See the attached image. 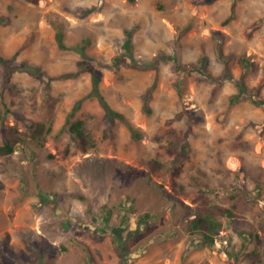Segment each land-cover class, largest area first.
<instances>
[{"label": "rangeland", "instance_id": "obj_1", "mask_svg": "<svg viewBox=\"0 0 264 264\" xmlns=\"http://www.w3.org/2000/svg\"><path fill=\"white\" fill-rule=\"evenodd\" d=\"M231 4L0 0V15L8 19L0 24V54L17 52V61L43 70L40 75L14 72L12 89L0 80V144L1 128L20 131L13 151L0 153V264L39 259L41 264H91L83 245L97 264H120L109 232L116 226L123 227L131 264H251L252 250L262 253L256 262L264 264V110L246 96L229 100L239 78L250 94L264 99V0H237L232 19L225 22ZM90 6H95L92 12L79 14L80 7ZM56 26L67 46L89 40L85 51L102 73L101 93L141 132L140 138L134 139L121 121L108 123L95 97L85 98L58 133L74 102L90 91L91 78L80 71L48 81L77 72L80 59L75 50L58 47ZM132 27L137 58L163 52L196 66L205 57V71L216 76L225 65L232 79L215 83L191 72L183 76L178 94L174 60L161 62L157 70L111 65L124 50V29ZM219 43L225 62L218 56ZM155 78L147 113L141 94ZM23 117L50 130L36 133ZM75 121L82 122L83 138H74L69 129ZM183 131L189 149L174 158L167 147L181 142ZM149 159L160 162L162 177L148 171ZM176 167L177 176L172 174ZM172 179L179 190L172 188ZM239 180L248 195L243 225L226 215H209L218 228L212 241L190 246L189 222L203 197L229 205ZM40 192L57 196L40 200ZM101 218H106L103 224Z\"/></svg>", "mask_w": 264, "mask_h": 264}, {"label": "trees", "instance_id": "obj_2", "mask_svg": "<svg viewBox=\"0 0 264 264\" xmlns=\"http://www.w3.org/2000/svg\"><path fill=\"white\" fill-rule=\"evenodd\" d=\"M36 1V0H32ZM132 1V0H129ZM214 0H201L202 3H210ZM237 0H232L231 4V13L228 14V16L225 18V22H228L229 20L232 19L233 17V12H234V7H235V2ZM95 6H90V7H80L79 8V14H88L94 10ZM8 19L4 15H0V24L6 23ZM56 32H55V38L57 41V45L59 48L62 49H73L76 52L79 53L80 59L78 60V71L77 72H64L58 75L54 76H49L48 81H51L53 79H67V78H72L77 75L78 72L80 71H88L90 73V78H91V89L90 91L84 95L83 97L77 99L74 104L71 107V110L69 114L66 117V120L64 124L61 126L59 129L58 133H61L62 131L65 130L66 125L69 123L70 116H73L75 111L78 110L81 106L82 101L85 98L88 97H95L100 104V106L103 109V115L105 120L113 124L116 121H121L123 122L126 127L129 129L131 136L134 139H138L141 136V132L134 127L130 121L127 119V117L120 112L117 109H114L105 99L104 95L101 93L99 89V83H100V78H101V71L94 66L91 63V56L87 54L85 51L86 46L89 44V40L87 38H84L81 41V44H76L72 47L65 45L63 42V32L59 26H56ZM190 27V24L187 23L184 27H182V30H186L187 28ZM132 32H133V27L132 28H125L124 29V34H125V39L123 40V47L124 50L120 52L119 54L114 55L111 61V65L113 66H118V65H126L130 66L136 69H155L157 70L159 64L163 61L166 60H174L175 62V69L180 75V78L177 79L174 83L176 91L178 94H180L181 86L184 83V80H182L184 75L190 74L191 72H196L202 74L206 79L210 81H214L215 83H219L225 80H230L232 79L231 73L228 70V68L224 65L221 73L219 75H212L209 71H205V64H206V59L205 57H201L199 59V64L196 66H188L185 64H180L176 59L171 54H165L163 52H159L154 55L151 59H140L134 56L132 52ZM221 43L218 44V56L223 62L226 61L225 57L223 56L221 52ZM17 57V52H14L10 57H4L3 55L0 54V80L2 81L3 87H9L12 89V87L9 85L11 76L14 72H27L31 75H40L43 74V70L40 66L31 64L27 62L26 60H16ZM242 61H246L248 63V60L242 58ZM234 84L237 87V92L233 93V95L230 96V103L238 101L241 96H246L250 102L256 106H260L264 110V99L259 98L258 96H254L249 93V90L247 89V86L245 82L242 79H234ZM156 83V78L152 82V84L146 88V90L143 91L141 94L142 100H143V108L144 111L147 113L150 112V107H149V101L150 97L152 95V91L154 89V85ZM242 94V95H241ZM7 111V109H6ZM2 119V115H0V120ZM23 122L24 125L28 128H30L32 131H35L36 133L42 132V130L46 133L50 130L49 127L46 129L43 127V124L36 123L33 120H31L28 117H23ZM66 124V125H65ZM81 121H75L72 123L69 127L71 132H75L73 135L74 138L76 136H79L80 138H83V133L79 128V125H81ZM8 131V132H7ZM20 131L14 127V126H9L7 129L1 128V135H2V144H0V153H11L13 151L14 144H16V141L18 140V135ZM44 140L43 138H40L39 142L42 143ZM84 142H81V147L84 148ZM189 149V144L187 142V132L183 131V140L181 142L179 141H171L170 145H168L167 150L168 154L170 156H173L174 158H179L183 155V153H186ZM147 166H148V171L152 174H154L157 177H162V170H161V164L159 161L154 160V159H149L147 160ZM179 167L175 168V171L172 172L173 175H178L179 173ZM117 175H119V172H115ZM171 186L174 189V191L179 190V184L175 179H172ZM234 189L239 190V192L236 195H230L229 199H232V202L229 205H224V204H216V203H210L206 198L203 197L201 200V210H198L196 213V216L192 218L189 222V229L192 231V235L190 236L189 239V245L190 246H202L203 244H206L207 240L212 241V235L216 233L217 229L215 224L212 222L208 221L209 215L213 216H223L226 215L228 217H231L232 221L237 222L240 224V226L243 225L244 223V218L243 213L245 212V209L247 207L248 203V195L245 190H242L240 188V180L238 183L234 186ZM52 194V195H51ZM49 196H55L56 198L57 194L56 192L54 193H45V192H40L39 197L40 200H44L48 198ZM179 209L184 210L183 207L179 206ZM105 211V210H104ZM108 211V210H107ZM105 211V212H107ZM148 215H144V218H147ZM102 219V218H101ZM126 219V215H121V220ZM103 220L105 222L106 218H103L101 220L103 224ZM97 221V219H95ZM123 227L121 226H116V227H110L109 232L111 233L112 236V241L115 244L116 248L119 250L120 253V264H131V261L129 259V253L126 250L125 247V240L123 236L121 235ZM238 233L241 235L248 233L247 231L243 229H238L236 230ZM85 251L87 252V260L91 264H97L93 257H91L89 253V249L87 246L83 245ZM241 252V251H240ZM249 255L252 257L251 258V264H257L256 259H258L260 256H262V253H256L253 250L249 252ZM36 264H41L40 259Z\"/></svg>", "mask_w": 264, "mask_h": 264}]
</instances>
